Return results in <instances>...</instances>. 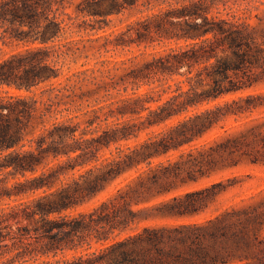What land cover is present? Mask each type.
<instances>
[{"label": "trees", "instance_id": "obj_1", "mask_svg": "<svg viewBox=\"0 0 264 264\" xmlns=\"http://www.w3.org/2000/svg\"><path fill=\"white\" fill-rule=\"evenodd\" d=\"M219 2L177 0L107 38L170 45L142 64L72 71L87 47L72 34L140 0H0V264H264V211L186 221L234 179L178 192L264 164V20Z\"/></svg>", "mask_w": 264, "mask_h": 264}, {"label": "rangeland", "instance_id": "obj_2", "mask_svg": "<svg viewBox=\"0 0 264 264\" xmlns=\"http://www.w3.org/2000/svg\"><path fill=\"white\" fill-rule=\"evenodd\" d=\"M176 1L177 0H140V3L137 7L131 10H127L119 16L112 17L105 30L73 33V38L84 40V43L87 45V47L84 48V56L80 58L77 63L71 64V70L76 71L93 66H96L98 68H105L112 66L117 62L119 63L118 65H122V62L124 61L127 62V66L132 64H142L144 61L151 59V53L162 51L168 48L170 46L168 43H162L160 45H156V47H150L148 49L144 46L136 45H133L131 47H115L112 44H107V38H110V40H112L116 35L124 32L127 29L128 24L135 23L138 20H145L148 16H152L160 11H163L170 4H175ZM218 1H220L218 7H220V10L224 15H226V13L228 12H234L240 15L242 14V11H240V9L250 7L251 12H248V14H251L252 16L250 20L252 24L256 25L259 23L257 16L264 20V0ZM224 3H226V5H224ZM262 25H264V21L262 22ZM111 32L114 33L112 36H109L108 34H110ZM2 48L3 52L1 54L5 55L17 49H20L21 46L14 45L11 47ZM86 55L88 56V58H86ZM135 56H138L137 59H134ZM83 64L85 65L82 66ZM62 79L63 78H61L60 80ZM49 87V85H44L42 88ZM145 89L146 87L141 89V91ZM261 89H264V86H262ZM11 92L16 91L12 89ZM37 95V97L42 100H46L47 98V95L41 98L40 91H37ZM95 104L96 103L94 101V98L89 102H86L84 104L82 112H86L87 110L92 109ZM147 136V132L142 133L138 141L145 139ZM136 142L137 141H132L131 144H134ZM229 178L234 179V181H231L233 184H237L235 186L229 187L228 190L222 192L213 200H211L209 207L201 215L187 219L186 221H202L215 216L219 212L231 206L239 208L244 207L248 209L256 208L259 211H264V164L254 165L250 163H244L239 168L218 173L210 178L203 179L198 183L191 184L185 188H182L178 192L183 193L186 191L197 190L205 186H209L213 183H218L220 181H223L225 185H228L231 183L230 181H228ZM13 182L14 179H11L10 184H12ZM123 184L124 183L122 179L118 180L113 185L108 187L105 191L93 198L91 201L70 212L78 213L82 211L92 210L93 208L99 206L102 201L113 195L116 192L117 188H119ZM172 195L173 194L167 197H161L153 201L152 203H148L147 205H154L156 204V202L170 198ZM169 222L174 221L170 220Z\"/></svg>", "mask_w": 264, "mask_h": 264}]
</instances>
